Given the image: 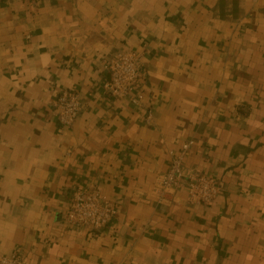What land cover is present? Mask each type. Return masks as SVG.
Returning <instances> with one entry per match:
<instances>
[{
  "label": "crops",
  "instance_id": "obj_1",
  "mask_svg": "<svg viewBox=\"0 0 264 264\" xmlns=\"http://www.w3.org/2000/svg\"><path fill=\"white\" fill-rule=\"evenodd\" d=\"M143 54L144 105L108 98L103 58ZM85 100L53 115L61 89ZM149 114L151 118L148 119ZM216 179L158 202L171 149ZM117 213L66 220L72 188ZM25 264H264V0H0V255Z\"/></svg>",
  "mask_w": 264,
  "mask_h": 264
},
{
  "label": "built area",
  "instance_id": "obj_2",
  "mask_svg": "<svg viewBox=\"0 0 264 264\" xmlns=\"http://www.w3.org/2000/svg\"><path fill=\"white\" fill-rule=\"evenodd\" d=\"M143 54L132 50H117L107 54L102 61L105 80L102 89L106 97L128 99L137 105H144L145 94L142 90L145 73L141 67ZM85 100L80 91L74 88L61 89L53 103V115L62 128H71ZM151 118L149 114L148 119ZM195 143L194 139L185 141L179 149H171L170 162L166 171L161 173L154 185V195L158 202H167L170 195L185 189L187 201L194 205H210L220 191L216 179L197 167H189L185 156ZM117 213L112 199L91 186L77 184L72 188V199L66 220L77 228L99 231ZM0 264H25L21 253L0 255Z\"/></svg>",
  "mask_w": 264,
  "mask_h": 264
}]
</instances>
